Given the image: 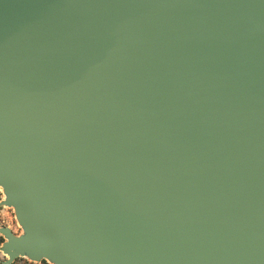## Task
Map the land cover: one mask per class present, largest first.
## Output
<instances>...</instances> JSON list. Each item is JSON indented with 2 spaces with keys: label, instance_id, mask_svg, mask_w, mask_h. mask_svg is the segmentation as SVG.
<instances>
[{
  "label": "water",
  "instance_id": "water-1",
  "mask_svg": "<svg viewBox=\"0 0 264 264\" xmlns=\"http://www.w3.org/2000/svg\"><path fill=\"white\" fill-rule=\"evenodd\" d=\"M0 188V264H264V0H0Z\"/></svg>",
  "mask_w": 264,
  "mask_h": 264
},
{
  "label": "rangeland",
  "instance_id": "rangeland-1",
  "mask_svg": "<svg viewBox=\"0 0 264 264\" xmlns=\"http://www.w3.org/2000/svg\"><path fill=\"white\" fill-rule=\"evenodd\" d=\"M4 198L2 189L0 188V201ZM0 227H8L15 234L21 233V227L17 223L13 209L4 205L0 206ZM4 237L0 235V247L4 242ZM5 259V255L0 251V262ZM12 264H50L49 262L42 260L41 262H33L25 257L15 259Z\"/></svg>",
  "mask_w": 264,
  "mask_h": 264
}]
</instances>
